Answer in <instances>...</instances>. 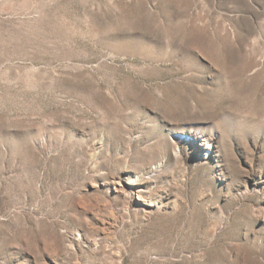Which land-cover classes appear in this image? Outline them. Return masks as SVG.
Returning <instances> with one entry per match:
<instances>
[{
    "label": "rangeland",
    "instance_id": "rangeland-1",
    "mask_svg": "<svg viewBox=\"0 0 264 264\" xmlns=\"http://www.w3.org/2000/svg\"><path fill=\"white\" fill-rule=\"evenodd\" d=\"M0 264H264V0H0Z\"/></svg>",
    "mask_w": 264,
    "mask_h": 264
}]
</instances>
